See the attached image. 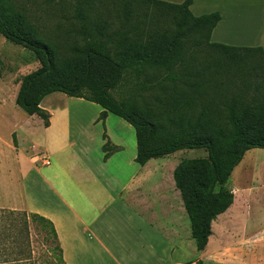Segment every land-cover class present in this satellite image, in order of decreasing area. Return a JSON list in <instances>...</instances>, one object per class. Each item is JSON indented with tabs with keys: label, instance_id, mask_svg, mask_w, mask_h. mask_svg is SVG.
Returning <instances> with one entry per match:
<instances>
[{
	"label": "trees",
	"instance_id": "16d2710c",
	"mask_svg": "<svg viewBox=\"0 0 264 264\" xmlns=\"http://www.w3.org/2000/svg\"><path fill=\"white\" fill-rule=\"evenodd\" d=\"M20 1L27 0H0V35L33 53L41 67L23 78L16 106L48 128L51 116L41 104L50 95L61 93L98 105L103 109L99 121L112 114L134 128L136 163L141 167L179 151L205 150L206 159L182 161L174 171L192 238L197 251L203 252L213 222L234 204L235 195L228 188L234 170L249 151L264 150L263 49L212 43L221 16H193V0L181 5L113 0L118 20L123 19L117 29L103 20L101 10L108 0H62L61 6L75 9L82 43L39 29L20 9ZM148 9L173 10L177 15L173 22L157 25L134 17L135 11ZM202 54L210 60L201 63ZM126 76L151 92V105L146 99L140 105L129 97L120 101L113 96ZM252 88L258 95L250 99ZM104 140L106 161L116 149L106 133ZM14 144L17 148L16 139ZM30 216L51 227L65 264L53 224Z\"/></svg>",
	"mask_w": 264,
	"mask_h": 264
},
{
	"label": "crops",
	"instance_id": "0c3cea01",
	"mask_svg": "<svg viewBox=\"0 0 264 264\" xmlns=\"http://www.w3.org/2000/svg\"><path fill=\"white\" fill-rule=\"evenodd\" d=\"M157 1L181 5L186 0ZM190 12L195 17L220 14L212 43L264 51V0H193ZM93 105L97 112L84 134L77 133L79 123L57 122L47 109L50 126L45 128L40 120L51 165L37 168L41 162L33 157V169L24 168L17 184L42 187L47 193V206L31 207L24 196L17 208L53 224L65 264H264V229L250 232L245 216L239 222L247 224L242 233L230 235V225L238 220L232 214L236 199L213 222L207 248L197 251L174 181L181 162L170 172L162 161L166 158L141 167L134 128L116 116V121L111 119L112 114L99 121L103 109ZM105 133L116 149L106 161Z\"/></svg>",
	"mask_w": 264,
	"mask_h": 264
},
{
	"label": "rangeland",
	"instance_id": "374dc122",
	"mask_svg": "<svg viewBox=\"0 0 264 264\" xmlns=\"http://www.w3.org/2000/svg\"><path fill=\"white\" fill-rule=\"evenodd\" d=\"M61 1L27 0L20 1L18 6L27 12L31 22L39 29L51 34L70 35L71 40L82 43L80 22L73 15L75 9L61 6ZM114 3L115 1L108 0L101 12L104 13L103 20L113 24L112 29H117L123 19L118 20L119 14ZM133 14L134 17L137 14L136 18L142 19L143 22L157 25L161 21L163 24L173 22L177 12L148 9L144 12L135 11ZM200 59L201 63L210 60L203 54ZM40 67L33 53L11 44L0 35V264H62L51 227L45 222L32 220L31 214L17 208L24 202V196L31 207L41 208L48 205L47 193L42 187H17L23 170H26L24 168L34 167L30 159L39 154H48L53 158L44 147L47 135L42 121L38 117L28 116L15 103L23 78ZM126 78L124 85L114 91L113 96L120 101L129 97L140 105L144 104L146 99L151 105L154 99L151 92L142 90L133 76ZM255 95L258 94L255 88H252L249 98L252 99ZM42 105L44 110L49 109L55 113L57 122L79 123L76 127L77 133L82 130L83 134L84 128L93 121L97 112L93 104L83 103L79 99L71 100L61 93L46 97ZM111 119L116 121L118 118L111 116ZM111 125L114 127V124ZM94 136L98 137L95 130ZM14 139L17 141V148ZM20 151V155L16 154ZM207 157L205 150H184L162 161H165V168L170 172L173 165L177 166L182 161ZM35 165L37 168L43 167L42 163ZM228 188L235 195L236 202L232 214L235 220L238 219L230 225L231 237L236 238L242 233L247 224L239 222H245V216L250 232L264 229V150H252L245 155L234 170ZM186 219L190 226L187 214ZM191 252L195 258L196 249Z\"/></svg>",
	"mask_w": 264,
	"mask_h": 264
},
{
	"label": "built area",
	"instance_id": "2783aa9c",
	"mask_svg": "<svg viewBox=\"0 0 264 264\" xmlns=\"http://www.w3.org/2000/svg\"><path fill=\"white\" fill-rule=\"evenodd\" d=\"M44 167H49L51 165L50 159L47 155L39 154L36 156Z\"/></svg>",
	"mask_w": 264,
	"mask_h": 264
},
{
	"label": "bare ground",
	"instance_id": "6f19581e",
	"mask_svg": "<svg viewBox=\"0 0 264 264\" xmlns=\"http://www.w3.org/2000/svg\"><path fill=\"white\" fill-rule=\"evenodd\" d=\"M71 100H75V99H71Z\"/></svg>",
	"mask_w": 264,
	"mask_h": 264
}]
</instances>
